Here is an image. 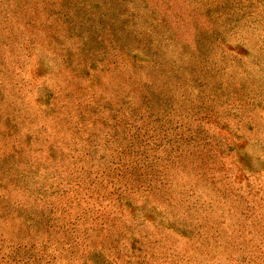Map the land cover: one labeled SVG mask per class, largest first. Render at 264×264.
<instances>
[{
    "label": "rangeland",
    "instance_id": "374dc122",
    "mask_svg": "<svg viewBox=\"0 0 264 264\" xmlns=\"http://www.w3.org/2000/svg\"><path fill=\"white\" fill-rule=\"evenodd\" d=\"M0 264H264V0H0Z\"/></svg>",
    "mask_w": 264,
    "mask_h": 264
}]
</instances>
